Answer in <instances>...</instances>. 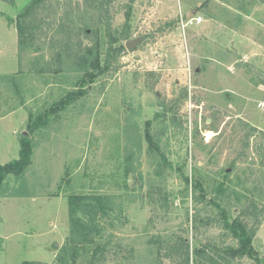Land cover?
I'll return each instance as SVG.
<instances>
[{"label":"rangeland","instance_id":"rangeland-1","mask_svg":"<svg viewBox=\"0 0 264 264\" xmlns=\"http://www.w3.org/2000/svg\"><path fill=\"white\" fill-rule=\"evenodd\" d=\"M32 1L39 29L19 40ZM89 1H0V166L31 146L0 184V264H86L96 248L95 264H264V0H135L128 16L113 0L99 75ZM70 195L101 206L72 220ZM209 199L230 219L257 204L258 260L225 251Z\"/></svg>","mask_w":264,"mask_h":264},{"label":"trees","instance_id":"trees-1","mask_svg":"<svg viewBox=\"0 0 264 264\" xmlns=\"http://www.w3.org/2000/svg\"><path fill=\"white\" fill-rule=\"evenodd\" d=\"M9 5L14 4V0H0ZM135 0H128V16L131 9V4ZM113 0H90V8L94 9L97 12V15L105 27L106 36L108 37V48L106 51L104 66L103 69H96L94 75L103 74L106 71V68L110 65L111 62V53L113 49V38L111 36V20H110V6ZM42 9L40 2L32 1L19 15L18 21L16 23V30L18 39L22 40L23 38H33L36 35V31L39 29V23L37 21V14L39 9ZM127 18V17H126ZM10 22V19L8 20ZM86 33V32H84ZM105 68V69H104ZM20 157L17 161H12L11 163L0 166V184L4 178L9 174H17L30 164L31 160V146L26 138H22L20 141ZM193 189L198 190L199 201L206 202V196L203 193V187L200 182L194 180L192 182ZM220 190V189H219ZM261 193L264 197V185L261 187ZM89 200L94 204V208L101 206V200L99 198H88V197H77L76 195H70L68 197V214L70 218L77 219V215L81 212L82 204H87L84 201ZM159 202V203H158ZM207 202L213 204L219 210L218 219L216 220L217 224L230 235V238L236 242V246L226 248V252L234 259H242L244 257L257 259V252L253 249V239L259 227V215L260 211L258 210L257 204L250 202L246 207H244L239 214L234 218L230 219L227 212L223 209L220 204L209 199ZM154 203H158L159 207L163 206L160 200H154ZM89 204V203H88ZM87 204V205H88ZM103 248H96L92 253V257L86 264H95L97 254L101 257H104ZM195 256L198 259H202L204 262L211 261V257L206 253V251L200 249L195 251ZM188 259H185L187 263Z\"/></svg>","mask_w":264,"mask_h":264},{"label":"water","instance_id":"water-1","mask_svg":"<svg viewBox=\"0 0 264 264\" xmlns=\"http://www.w3.org/2000/svg\"><path fill=\"white\" fill-rule=\"evenodd\" d=\"M192 15H193V13H191V12L187 13L186 18L189 19L190 16H192ZM141 41H142L141 38H136V39H133V40L126 41L125 48L128 49V50H132ZM129 184H130V181H128V185Z\"/></svg>","mask_w":264,"mask_h":264},{"label":"built area","instance_id":"built-area-1","mask_svg":"<svg viewBox=\"0 0 264 264\" xmlns=\"http://www.w3.org/2000/svg\"><path fill=\"white\" fill-rule=\"evenodd\" d=\"M258 107L261 109V111L264 112V102L263 103H259Z\"/></svg>","mask_w":264,"mask_h":264}]
</instances>
